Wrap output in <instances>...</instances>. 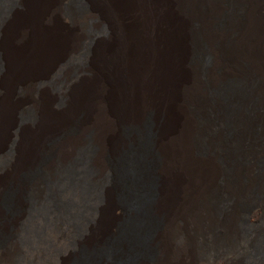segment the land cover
<instances>
[{"label": "bare ground", "instance_id": "1", "mask_svg": "<svg viewBox=\"0 0 264 264\" xmlns=\"http://www.w3.org/2000/svg\"><path fill=\"white\" fill-rule=\"evenodd\" d=\"M87 1L91 9L69 15L61 9L63 0L0 1V152L16 123L18 109L35 100L39 104L36 109L40 111L39 122L23 128L18 156L11 164L5 163L6 166L0 168V230L10 234L0 243V264H46L53 258L62 264L70 257L78 264H240L242 252H247L245 246L254 240L258 241L259 252L254 251L258 255L248 264H264L261 235L256 237L257 234L248 229L245 235L249 234V239L236 231L235 242L224 244L226 249H223L221 245L217 247L218 237L212 234V229L208 232L216 222L206 198L213 160L210 161L211 154L194 152L190 141V133L194 131L191 115L184 105L185 91L199 78V66L190 56L199 39L203 52L208 54L205 71L208 81L214 85L228 77L238 81L228 93H222L224 98L217 97L212 104L217 118L229 113L237 132L231 133V143L220 145L234 158L235 180L228 187V191L233 190L228 213L233 223L240 215L235 204L248 190L247 181L251 178L249 184L255 183L249 174L242 182L238 172L239 160L247 158L253 149L249 148L251 144L242 142L245 133L242 124L244 111L257 112L262 104L264 60L261 58L264 59V55L252 54L259 40L253 38L247 46L244 44L245 39L250 41L245 30L254 28L264 0ZM224 12L230 14L225 24L227 28L210 27L212 14ZM65 17L70 24L64 21ZM89 20L95 28L93 59L83 65L85 69L72 84L67 104L63 108L56 107L55 98L48 91H42L38 98L33 93L27 98L19 94L18 91L34 86L74 52L80 24ZM101 26H108L109 34H105ZM227 32L231 33V62L219 69L220 52L212 39L226 40ZM259 50L264 52V46ZM243 59L250 68L249 78L242 70ZM151 112L155 113L156 120L149 140L142 141V133L128 136L118 133L126 122L140 131L142 115ZM79 118L83 119L85 127L99 132L91 137L93 149L85 157L94 170L91 179L97 180L109 171L112 180L89 203L81 200V177L76 180L73 171L72 186L68 185L65 190L59 186L51 189L56 201L74 203L67 212L60 205L63 202L44 210L45 191L36 180L37 210L26 216L22 197L25 185L20 174L35 164L44 138L57 134L53 132L62 126H73ZM263 131L264 127L261 130L250 128L247 133H251V138L253 133L258 138ZM82 139V135L76 133L64 137L59 155L44 164L50 180L59 179L57 171L61 166H78ZM99 145L107 152V149L112 150L108 160L114 162V166H128L123 176L127 202L117 199L118 175L103 159ZM263 153L264 146L260 145L257 155ZM261 171L256 180L260 185L264 166ZM9 184L15 188L13 204L19 210L11 217L5 216L6 211L1 206L3 190ZM193 200H197L202 213L194 212L187 224L182 223L183 207L190 206ZM69 212L72 213L69 215ZM76 215L77 221L73 222L71 216ZM243 215L246 222L251 220L253 227L259 225L264 221L261 202L254 200ZM131 221L133 226L129 225ZM123 223L132 228L122 229ZM71 225H75L73 233ZM199 225L203 228L198 229ZM144 226L148 228L142 236ZM190 227L193 233L188 231ZM78 247H85L87 255L80 258Z\"/></svg>", "mask_w": 264, "mask_h": 264}, {"label": "rangeland", "instance_id": "2", "mask_svg": "<svg viewBox=\"0 0 264 264\" xmlns=\"http://www.w3.org/2000/svg\"><path fill=\"white\" fill-rule=\"evenodd\" d=\"M213 1L214 0H212V2ZM227 1L228 0H226V2ZM91 8L92 7L87 0H63L61 5V9L65 13V15L81 14L84 11L89 10ZM262 8L263 10H260V13L258 14V21L255 18L254 28L252 29L246 28L247 30H245L246 36L248 35L250 38V41H247L245 39V44H244L245 46L251 43L253 38L259 40L258 44L252 48V54L258 57H262L264 55V52H261L259 50L260 46H264V42H263L264 41L263 39L264 7L262 6ZM229 17L230 14L228 12L212 14L210 18V24H211L210 27L213 28L215 27L214 29L219 28L225 30L227 28L226 27L227 25L225 24L226 21L229 19ZM64 21H66L67 24H70L69 21H67L66 17L64 18ZM94 29L95 28L94 26H92L91 20L84 22L82 25L80 24L79 27L80 36L77 45L74 49V52H72V54L68 55L67 57L64 58V60L59 62L58 65H56L43 79H40L34 86H30L31 88H27V89L24 88L23 90L21 89L20 91H18V93L25 98H27L30 94L33 93L34 95H36L35 98H38V96L40 97L42 91H48L52 93V95L54 96L56 107L63 108L68 102L69 94L71 93L70 89L72 87V84L74 83V81L77 80L81 72H83V69H85L83 65L87 62L90 63L92 62L93 59L92 50L94 48V44L92 45V36H93L92 32L94 31ZM101 29L105 32V34H109L108 26L107 27L101 26ZM230 35L231 33L229 34L227 32L226 40H223L221 42H217L216 39L214 38H213L214 40L212 39L213 41L212 43L217 45V49L220 52L219 60L221 64L219 66V69L229 65V63L231 62V58H230L231 56H229L230 50L232 49L230 48V44H229ZM200 44H201L200 40L198 39V42L196 40V44L192 48L190 53L191 58L194 59L197 62V65L199 66L198 67L199 78L193 86H189V88L185 91L184 105L185 107L187 105L188 108L186 109H188V112L191 115V123L194 131L193 133H190V141L193 145L194 152L197 153L198 155H203L206 153L211 154L210 161L213 160L212 161L213 166L209 171L210 180L208 181L209 182L208 184L210 185V187L207 191L206 198H208L210 202V214L213 215V219H215L216 222L214 225H212L213 228L212 227L210 229L208 228L209 229L208 232H210V230L212 229V234L218 237L217 241L219 242V245L217 247L221 245L220 248L222 247L223 249L224 248L226 249L225 245L228 246V244H233L235 242L234 234L236 231L240 233V236L242 234L244 238H249V234L245 235V231H247L248 229H250V232H255V234H257L256 237L261 235L259 237V240L260 243H262L261 241L264 240V221L260 222L259 225L253 227V225H251L250 219H248L246 222V217L243 215V213L245 209L254 200H259L264 210V177H263V183L261 185L257 184L258 181L257 177L261 174L262 172L261 169L264 166L263 165L264 153L261 155L259 154V156L257 155L260 145L264 146V131L262 133L260 132L261 134L258 138L254 136V133L252 135V138H251V133H247L250 128L261 130L264 127V100H263L264 85L260 97L261 98L260 103L262 104H260L258 111L257 112L251 110L244 111V116H243L244 120L242 124V129L245 133L242 132L244 133L242 137V142L244 144L246 142L248 144H251L249 145L250 147L249 146L248 147L253 149L251 150L247 158L246 156H244L243 158H241V160H239L240 169L238 173H240L241 178L238 179L242 180L243 182L246 180L249 174L251 175V177L254 178L255 183L250 185L249 183H251L252 181L250 178V180L247 181V185L244 184V186L246 185L245 188H247L248 190L246 191L244 196L235 204L238 207L237 209L240 212L239 213L240 215H238L236 217V220H234V222L232 223L231 221L232 219L231 220L228 219L230 218L228 213L230 212L229 205L232 203L231 194L233 190L228 191V187L231 186V184H233L232 181L234 182L235 180L234 176L232 175L234 168L233 167L234 158H233V154H231L229 150L228 152L222 150L220 148V145L228 141L229 143H231L233 141L231 140V138H233V135L231 136V133H237V132L235 131L236 129L233 127L232 122L230 121L229 113H227V115L224 116V118L221 119L217 118L215 113L213 112L212 104L215 102V99L217 97L224 98L222 93L224 92L228 93L230 91V87L236 85L238 81L232 79L231 77L230 78L228 77L224 80H220L216 85L208 81L207 77L205 76L206 74L205 71H207L208 68L207 67L208 65L206 64L208 60L207 57L208 54L206 52H203L202 46ZM261 60L263 61L264 59L261 58ZM241 66H242V70L246 72L245 76L249 78L248 76H249L250 68L244 59L241 61ZM261 80L264 82V75ZM37 106H39V104L36 103L35 100H30L29 102L21 106L20 109H18L16 113L17 114L16 123L14 127L10 129L11 131L9 132L5 147L0 152V168L6 166L5 163L11 164L13 160L18 156V149L22 137L23 128L27 125H34V123L37 124V122H39L40 111L36 109ZM155 120L156 119L154 112L144 113L141 117L140 131H137L131 125V123L126 122L120 127L118 133H122L123 135L126 136L131 135L133 133H142L143 136L142 141H147L151 138V133H152L151 126L153 125ZM53 133H57V134L49 135L46 138H44L43 141L41 142V146L39 148L35 164L31 168L23 171L20 174V180L23 183V185H25L24 191L22 193V197L26 205V211L24 213L26 216H29L30 213L37 210L35 191H34V184L36 180L39 181V184L43 185V189L45 191L44 192L45 197L43 199L44 210L46 209L51 210L56 202H63L60 203V205L66 210V212L71 207L73 208L74 203L71 202L70 200L56 201L51 193V189L53 187L59 186L60 189L65 190L68 187V185L72 186L71 177L73 171L76 174V180L78 176L81 177L80 180L81 200L83 198V201H88L89 203L91 202L92 198L93 199L97 198L103 192L106 183L112 180L111 173L109 171L102 174L100 176L101 178L98 177L97 180L93 181L91 179L94 170L92 169L91 166H89L86 163L85 157L93 149L91 145V140H92L91 137L95 133H99L96 129L85 127L83 119L79 118L78 120L75 121V124L73 126L67 128L66 126H62L58 131ZM75 133L80 134L83 137L82 139L83 145L78 152L79 160H80L78 166L76 168L71 167L72 169L70 168V166L69 167L61 166L58 168L57 171L58 173L57 177L59 179L57 181L50 180L44 170L45 162H48L49 160H52L57 155H59V149L61 148V144L63 142L64 137L71 136L72 134ZM249 138H251L250 139L251 141H249ZM255 139L257 140L259 139L258 143L256 144L257 146L252 145V142ZM99 149L102 152L103 159L105 160L107 165L109 164L110 167H113V169L115 168L116 174L118 175V182L120 183V191L117 194V199L127 202L126 201L127 196L125 190L126 183L123 179V176L125 175L128 166L125 165V167H119V168L118 166L117 167L114 166V162L110 163V160H108L109 154L112 152V150L107 149L108 150L107 152L106 150L103 149V147L101 148L100 145L98 147V150ZM206 168H207V164H206ZM244 168H248V170H245ZM148 170L152 174L151 169L148 168ZM14 193H15V188L13 187L12 184L6 186L2 193L1 206L3 207L2 208L3 211L7 212V213L5 212V216L7 217L14 216L19 211L18 208L16 209V206L13 204ZM198 208H199V203H197V200L196 201L193 200V203L190 206L187 205L186 207H183L182 212H184L185 215H183V217L181 218V222L188 223L189 219L193 217L194 212L197 213L198 211V215H199L200 209ZM200 212L202 213V211ZM71 213L72 212H69V215ZM77 217L78 215H76L75 217L71 216L72 221L76 222ZM131 222L129 225L133 226L134 222L132 223ZM127 223L122 224V229L127 226ZM24 224L22 225V228ZM129 225L125 229L127 228L131 229L132 227ZM252 227H253V231L251 230ZM144 228L146 230L144 231L145 233H143L142 236L146 234L148 226H144ZM191 228L192 227L188 228V231L193 233L194 230H192ZM200 228L201 226L199 225L198 229ZM70 230L71 233L75 232V225L74 226L71 225ZM222 233L224 234L223 237H222L223 235ZM9 235L10 234L0 230V243H2V241H4L5 238H7ZM144 238L145 236L142 237L143 240ZM257 242H258L257 240L256 241L254 240L252 243L247 244L248 246L247 245L245 246L247 252L246 253L242 252L239 259L240 264H248L251 258L254 259V257L258 255L256 254L257 252H259V248L257 247ZM76 251H78L77 253L79 254L80 258L84 257L88 253L85 247H78ZM149 258H152L151 255L149 256ZM46 264H58V262L53 258ZM62 264H78V262L77 260L72 259L70 257Z\"/></svg>", "mask_w": 264, "mask_h": 264}]
</instances>
